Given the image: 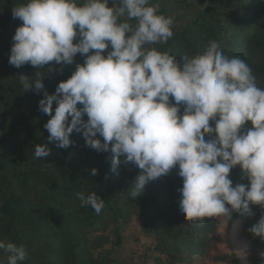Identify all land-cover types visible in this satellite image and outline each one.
I'll list each match as a JSON object with an SVG mask.
<instances>
[{
	"label": "clouds",
	"instance_id": "1",
	"mask_svg": "<svg viewBox=\"0 0 264 264\" xmlns=\"http://www.w3.org/2000/svg\"><path fill=\"white\" fill-rule=\"evenodd\" d=\"M108 3L24 0L12 9L13 18L22 21L12 37V66L71 65L75 54L95 50L55 92L45 91L39 100V109L50 116L44 124L48 141L67 148L75 130L86 146L113 154L114 173L119 174L121 163L138 166L142 171L128 192L134 199L146 182L178 165L183 178L179 204L189 222L202 225L206 217L226 221L234 212L250 216V203L264 208V88L251 67L238 56L225 55L215 40L194 55L184 53L178 62L169 51L149 47L173 36L174 20L160 11L159 0ZM109 45L111 51L102 55ZM40 75L19 76L22 89H43ZM246 121L251 127L241 132ZM213 132L215 137L206 140ZM49 154L46 145L34 146L36 158ZM236 165L248 185L232 186L229 173ZM97 171L92 168L91 174ZM77 197L96 214L105 207L96 192H78ZM247 231L264 241V215ZM0 250L7 254L0 264H22L28 255L24 244L7 239H0ZM260 255L264 264V252Z\"/></svg>",
	"mask_w": 264,
	"mask_h": 264
},
{
	"label": "trees",
	"instance_id": "2",
	"mask_svg": "<svg viewBox=\"0 0 264 264\" xmlns=\"http://www.w3.org/2000/svg\"><path fill=\"white\" fill-rule=\"evenodd\" d=\"M24 0H0V239L24 244L27 258L22 264H113L111 251L105 248L108 237L100 233L111 227L114 245L124 240L122 230L134 214L142 232L156 239V264H203L205 260L228 264H244L235 252L218 247V225H240L241 235L248 243V264H261L264 241L247 231L264 215L260 205H249L251 215L233 213L231 219L206 217L199 225L187 221L180 209L183 178L178 165L169 173L148 181L136 199L128 195L131 183L142 171L129 162L119 165V174L111 169L110 151L98 152L85 145L81 133L70 134L71 143L59 148L48 141L44 124L50 116L43 113L38 102L55 92L57 84L70 77L86 55L77 53L71 65L49 62L41 69L25 64H9L12 37L22 21L13 18L12 9ZM160 11L172 16L181 8H190L191 0H159ZM109 7L113 0H109ZM195 14L184 24L173 26V36L166 44H154L159 51H169L178 62L182 55L203 51L215 40L225 55L238 56L252 69L258 86L264 88V0H197ZM176 12V11H175ZM174 12V13H175ZM128 35V33H126ZM79 37L74 38L76 43ZM111 46L102 52L107 55ZM37 71L43 89L23 90L19 76L35 79ZM170 103H175L170 96ZM56 103L53 102V112ZM77 107L81 105L77 104ZM183 113L184 105L179 106ZM70 119V117H69ZM83 119H87L86 114ZM218 119V117H217ZM214 127L215 121H209ZM251 127L246 121L241 132ZM207 134L206 140L215 137ZM103 142V138L97 134ZM46 145L50 154L36 158L34 146ZM219 159V158H218ZM123 161V157H120ZM97 174L92 175L91 169ZM232 186L248 185V178L239 165L229 173ZM78 192H96L105 207L96 214L82 207ZM226 207L230 205L226 204ZM101 225L100 224H103ZM0 250V259L6 260Z\"/></svg>",
	"mask_w": 264,
	"mask_h": 264
},
{
	"label": "rangeland",
	"instance_id": "3",
	"mask_svg": "<svg viewBox=\"0 0 264 264\" xmlns=\"http://www.w3.org/2000/svg\"><path fill=\"white\" fill-rule=\"evenodd\" d=\"M190 8H181L172 12V18L174 20V25L179 26L184 24L187 20L193 18L195 14L194 3L197 0H191ZM104 225L103 224H100ZM102 228V226H101ZM103 235L108 237V243L105 248L111 251V256L113 259V264H156L155 261V251L153 247L155 246L156 239L151 234H145L142 232L139 220L136 215L131 216V221L129 220L128 226L122 230L124 235V240L121 246L118 248L114 245V237L111 234V227L106 229V231H99ZM219 241L218 247L221 251L225 252H235L244 264L247 262V250L248 243L246 239L241 235L240 225L235 223L232 226H227L226 223L220 222L218 225ZM196 264H200L198 261ZM203 264H228L223 262H211L210 260H205Z\"/></svg>",
	"mask_w": 264,
	"mask_h": 264
}]
</instances>
